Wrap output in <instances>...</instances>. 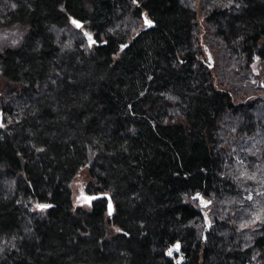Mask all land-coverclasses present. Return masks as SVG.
<instances>
[{
	"label": "trees",
	"instance_id": "1",
	"mask_svg": "<svg viewBox=\"0 0 264 264\" xmlns=\"http://www.w3.org/2000/svg\"><path fill=\"white\" fill-rule=\"evenodd\" d=\"M15 22L0 264H175L176 242L180 264H264V0H0ZM84 168L90 209L72 198Z\"/></svg>",
	"mask_w": 264,
	"mask_h": 264
},
{
	"label": "rangeland",
	"instance_id": "2",
	"mask_svg": "<svg viewBox=\"0 0 264 264\" xmlns=\"http://www.w3.org/2000/svg\"><path fill=\"white\" fill-rule=\"evenodd\" d=\"M202 29L204 30L205 28L202 26ZM28 30V25L27 24H23V23H19V22H15L12 23L10 25H0V52H2L3 50H5L6 48H11V47H16L18 46L22 41L23 38L26 34ZM206 51V50H205ZM205 56H206V62L208 63V65L210 67H212L215 63V53L212 50L206 51L204 52ZM264 72L263 67H260L259 63H255L253 65V69H252V73L255 74L257 77L256 81H254V85L255 86H261L260 88L262 89L261 93H260V97L264 98V80L260 79V77L262 76L261 73ZM252 178V177H250ZM90 179V176L88 174V169L84 168L82 169L77 176L75 177V179L72 182V198H73V203L75 206H80V207H84L87 209L91 208V197L88 196V194L85 191V186L88 183ZM252 190L253 189H258V185L254 184L251 185ZM258 193H264V190H257ZM255 193L254 191H249L247 192V195H245V198H247L248 200H250L252 198V196H254ZM195 197L197 198L198 202H199V206L200 208L205 209L204 214H206V210L209 207V205L211 204V201L204 198L201 194H196ZM202 200L204 202H202ZM206 228H209L212 224V222L210 221V219L208 218V216H206ZM179 243V242H178ZM173 246L170 245L166 251L165 254L167 255V253L171 252L170 249ZM179 250L177 252V254H175L173 257H170L169 255H167L168 257L173 259V262L176 264H180L182 263V259L184 258L183 253L181 252V248H180V243H179Z\"/></svg>",
	"mask_w": 264,
	"mask_h": 264
},
{
	"label": "water",
	"instance_id": "3",
	"mask_svg": "<svg viewBox=\"0 0 264 264\" xmlns=\"http://www.w3.org/2000/svg\"><path fill=\"white\" fill-rule=\"evenodd\" d=\"M148 21H150V23H148ZM144 23L146 24V27H150V26L153 25V21L147 19L146 17H144ZM76 25H77V27H80L81 26V22H77ZM84 33H85V37H86L88 43L89 44H92L94 42V39H93L92 35H90L86 31ZM1 121H2V113H1V110H0V122ZM107 200H108V210H109V213H112V211H113V205H112L111 199L109 198L108 195H107Z\"/></svg>",
	"mask_w": 264,
	"mask_h": 264
},
{
	"label": "built area",
	"instance_id": "4",
	"mask_svg": "<svg viewBox=\"0 0 264 264\" xmlns=\"http://www.w3.org/2000/svg\"><path fill=\"white\" fill-rule=\"evenodd\" d=\"M171 252L167 253V255H169L170 257H173L175 254H177L179 250V243L176 242L173 244V246L170 249ZM182 261H184V258L182 259ZM177 264V263H176Z\"/></svg>",
	"mask_w": 264,
	"mask_h": 264
},
{
	"label": "snow or ice",
	"instance_id": "5",
	"mask_svg": "<svg viewBox=\"0 0 264 264\" xmlns=\"http://www.w3.org/2000/svg\"><path fill=\"white\" fill-rule=\"evenodd\" d=\"M148 23H150V21H148Z\"/></svg>",
	"mask_w": 264,
	"mask_h": 264
},
{
	"label": "bare ground",
	"instance_id": "6",
	"mask_svg": "<svg viewBox=\"0 0 264 264\" xmlns=\"http://www.w3.org/2000/svg\"><path fill=\"white\" fill-rule=\"evenodd\" d=\"M202 202H204V201L202 200Z\"/></svg>",
	"mask_w": 264,
	"mask_h": 264
}]
</instances>
